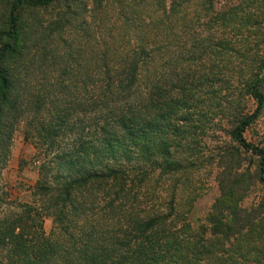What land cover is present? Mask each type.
<instances>
[{"label": "trees", "instance_id": "1", "mask_svg": "<svg viewBox=\"0 0 264 264\" xmlns=\"http://www.w3.org/2000/svg\"><path fill=\"white\" fill-rule=\"evenodd\" d=\"M241 1L238 14L236 6L216 10L215 0H0V160L17 117L30 118L25 134L48 152L93 109L89 126L103 119L110 136L93 137L92 156L115 159L87 169L65 154L63 163L76 173H60L63 165L52 177L51 162L43 163L33 199L0 215V264H239L236 255H224L233 240L246 245L244 260L252 257L256 238L264 240V145L244 133L264 116V40L240 67L256 104L230 112L225 150L190 167L165 137L173 125L183 134L198 129L197 105L185 98L205 76L196 68L219 71L222 58L215 56L229 47L245 56L249 32L264 39V0ZM250 1L258 2L256 10ZM207 5L218 49L208 45L190 59L193 66L180 69L185 85H169L165 66L179 62L186 24ZM238 40H246L243 47ZM67 146L74 154L92 151ZM119 156L129 161L117 163ZM243 159L249 163L242 171ZM208 160L218 167V194L194 225L189 210L200 191L193 175ZM259 183V199L245 204ZM45 217L52 219L50 231ZM257 250L262 258L264 250Z\"/></svg>", "mask_w": 264, "mask_h": 264}, {"label": "rangeland", "instance_id": "2", "mask_svg": "<svg viewBox=\"0 0 264 264\" xmlns=\"http://www.w3.org/2000/svg\"><path fill=\"white\" fill-rule=\"evenodd\" d=\"M242 4L245 5L241 0H215L216 10L226 9L228 5L236 6L240 7L238 14L243 13ZM250 5L256 10L258 2L250 1ZM207 8H210V6L207 5L205 7L200 17L193 16L194 18L187 22L185 31H187V35H189L187 38L188 42L182 43V45H184L183 50H178L176 52L175 60L177 59L179 62L174 66H165V69L171 74L169 85H177V83H179V87L185 85L184 81L180 83L177 77L181 71L180 69L182 67H188L190 64L193 66L195 63H192L190 59L201 55L208 45H211L214 50L215 48L218 49L219 37L218 34H216V28L209 26L208 20L211 13L206 15L208 13L206 12ZM234 25L236 26V24ZM244 30H247V28ZM249 34L246 40L252 41L248 42L250 44L245 45V56L239 51L241 48L229 47V51L225 52V54H216L215 56L217 59L222 58L220 63L216 65L219 71L213 72L209 67L204 68V66H202L203 63L196 68L198 73L202 71V73H205V76L204 74L199 76L195 84L196 88H193L189 94L185 95V98H188L186 103L193 98V102L197 105V109L194 110L196 118L195 125L198 126L196 133L189 134L185 131L186 133L184 134L187 136V139H181L184 135L183 132L180 131L179 127H174L173 125L165 134L167 140L170 141L171 151L181 156L185 162L190 163V167L194 166V164H192L194 159H204L209 152H212L214 155L226 149L231 140L230 136L227 134L230 112L236 110L248 111L253 109L256 104L254 98L245 90L240 67H244L250 62L254 52L253 47L260 49L255 44L260 41L263 42L264 39L259 34ZM187 35H185V37H187ZM223 36L226 37L227 40L230 39L229 34ZM238 36L242 39L240 33H238ZM243 42L238 40L237 46L241 44L243 47ZM212 52L215 55V52ZM188 81L189 83L192 82V78ZM180 90L183 92L182 88H180ZM146 99L147 98L144 96L140 99L139 103L144 106ZM83 113H87V116L80 114L81 117L86 116V118L84 117V122L81 123L82 119L76 118L78 125H75L73 134H68L66 137L62 135L61 147L52 150L48 149V152L45 148L46 144L41 145L39 143L38 146L36 145L37 139L34 134H25L24 129H26L27 121L30 118L22 115L14 120V127L9 138L10 143L8 145V150L2 155L0 160V199H3L0 204V215L3 211L11 209V207L14 206L16 207L18 202L31 201L33 199L32 193L35 183L40 177V167L43 163L48 164L51 162V166L54 169L50 174L51 177L54 175V171L63 165L66 168L61 169L62 172L60 173H69V175L76 173L77 168L73 170L65 166L67 165L66 163H63L66 159L64 157L65 154L76 162L79 159L84 160L87 169H97L99 164L104 163H109L110 165L114 164L115 159L106 158L104 162H101V160H97L92 156L95 149L90 147V143H95L93 141L95 136H100V138L101 136L109 137L110 134L108 133L107 127L104 128L105 130L103 129V119L101 122L89 126L93 120L91 121L87 118L88 114L96 113V110H88ZM33 115L34 114L31 116ZM80 134L81 138L76 139V136H80ZM244 135L247 140L264 145V116L260 117L257 122L249 126L245 130ZM232 141L236 143V141ZM73 142L79 144L80 148L85 151L91 149L92 151L88 152L86 155L82 153L74 154L71 152L73 149L67 146L71 145ZM87 155L92 157L88 159L86 158ZM116 160L117 163H124L129 161V158L127 156L124 158L119 156V159L117 158ZM210 162V160L207 161L206 165L200 169L197 176L196 173L193 175L194 180L198 183V189L200 191L189 210V221L194 225L204 219L206 209L211 206L218 194V167L216 163ZM248 163V159H243L241 167L238 169L242 171L245 170ZM53 183L55 182L53 181ZM261 187L262 185L260 183L254 186L245 197L244 203L249 204L258 200L261 194ZM44 227L47 231H50L52 227L51 217L44 218ZM258 235L259 233L257 236ZM261 239L262 237L256 238V242L258 243L253 247L252 257L248 260H244L245 255L248 253L246 252V245H239L235 240L230 244H226L228 249H226L224 255L226 254L227 260H231V256L236 255L237 259L241 261L239 264H264V256L260 258L261 255L258 256L257 254L259 253L257 249L264 250V240Z\"/></svg>", "mask_w": 264, "mask_h": 264}]
</instances>
